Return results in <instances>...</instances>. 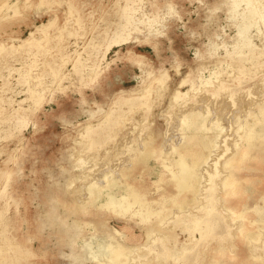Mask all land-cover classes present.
I'll return each instance as SVG.
<instances>
[{
  "label": "rangeland",
  "instance_id": "obj_1",
  "mask_svg": "<svg viewBox=\"0 0 264 264\" xmlns=\"http://www.w3.org/2000/svg\"><path fill=\"white\" fill-rule=\"evenodd\" d=\"M249 1L0 0V264L264 258V147L245 133L264 125V0ZM192 113L212 139L205 187L215 162L221 172L230 159L240 175L238 209L216 199L205 236L204 222L192 234L184 224L210 203L165 180L181 156L193 159L180 149ZM128 167L155 195L147 207L119 180ZM147 212L158 222L149 238ZM115 239L129 251L121 259Z\"/></svg>",
  "mask_w": 264,
  "mask_h": 264
},
{
  "label": "bare ground",
  "instance_id": "obj_2",
  "mask_svg": "<svg viewBox=\"0 0 264 264\" xmlns=\"http://www.w3.org/2000/svg\"><path fill=\"white\" fill-rule=\"evenodd\" d=\"M250 3L254 4V0H250ZM259 9H257L255 7V11H258ZM246 59L245 57H240L239 60H244ZM248 59V58H247ZM246 61L244 60V63ZM246 67V63L243 65L242 68L239 69V71H245ZM224 69H222L223 71ZM228 74V72H227ZM229 75L223 77V79H228ZM213 77L211 76V74L209 75L208 78H203L202 79V83L203 85L208 86L210 83L212 82ZM222 85V84H219ZM196 113H192L189 115V119L190 121H186L185 123L187 124L184 128H183V135H184V142L186 143V146H183L181 149V151L187 153L186 155L189 157H193V159L191 161L187 160V158L185 156H181L179 158V160L177 161V170L176 171H172V177H168L165 180L167 181L166 183L169 185L170 187V191H183L185 193H187L188 195H190L191 199H190V203L191 204H196L199 202V200H201L202 204L210 203L207 204L206 206H202L201 208H205V214H198L195 210L193 211V214L188 220H190L187 224H184V228L188 229L190 231V234H192L196 227L201 226L202 222L205 223L204 227L202 228V230L200 229V236H205L208 233L211 232V230L213 229L214 224L211 222V220L209 219H205L208 218L207 216L209 215V213L211 212L212 209H214L215 204H216V199H223L227 204L232 205V208L238 209L239 207V201H237V195L235 194V191L233 190V186L235 185L236 181L235 179L239 178L240 175L239 170L237 169V167L234 164H230V159L225 161V167L223 168V171L218 172L217 170V165L215 162L213 165L215 167L213 175L210 174V183L205 187V185L203 184V173H202V164L207 162L208 160V155H206V149L209 148V146L212 144V139L208 136V132L205 128H203V126H205V120H201L199 119V121L197 122H193L191 120V117H196ZM201 129L203 131H201ZM218 129V128H216ZM252 126H246L245 127V133L248 134V138L251 137V139H253V145L252 148L254 149H258V148H262L264 147V138L263 139H259L261 138V136H264V125H261L260 127L256 126L257 132H252L251 131ZM219 130V129H218ZM227 137L225 138L224 141H226ZM147 142V143H146ZM145 145H144V151H148V149H150V147L152 146V139L149 138V140H146ZM188 146V147H187ZM182 154V153H181ZM147 154L141 153V155L139 156H144L147 157ZM244 162V160L242 161V163ZM208 163V162H207ZM126 171H123L121 174V177L119 180L121 181H125L127 183V185L129 186L132 194H133V200L135 202L140 203L142 206H148V200L149 198H153L155 197V195L153 196H149L147 195V191L140 193L139 189H138V185H137V179L131 177V176H127V172L132 170V168L128 167L125 168ZM224 172H228L227 174H223ZM248 176L251 174L250 172L247 173ZM222 175L223 178H221L220 182H216V179ZM213 179H215V183L213 182ZM162 182V181H161ZM220 185V187H219ZM204 187V188H203ZM151 187L147 186L146 189H150ZM201 192V194H205V192H208L207 194H205L204 197H199L197 194ZM218 193V194H217ZM262 199L264 200V193L261 196ZM113 201H115V198L112 199ZM120 202V201H119ZM123 204H120V206L122 207ZM186 218V217H185ZM246 218L245 216L241 217L240 219L235 218L236 221H243V219ZM145 221V224L143 226V231H145L146 234V238H149L152 235V232H155L157 230L158 227V222H153L150 219L149 213L147 212L145 214V216L142 218ZM187 220V219H185ZM182 222V220H181ZM170 223V222H169ZM243 227V226H242ZM249 228H251V226H247ZM199 229V227L197 228ZM228 230L231 231V229L228 227ZM168 233H164V235H168L174 232L173 229H168L167 230ZM116 233V232H115ZM118 234V233H116ZM261 234V232H259V235ZM236 236V234H234ZM171 236L173 237L174 235L171 234ZM237 236H240L238 238H241V236H243V233L240 231L238 233ZM256 237H258V235H256ZM168 238V237H167ZM191 242L193 241V237H191ZM167 240V239H166ZM164 240V244L166 247V252L168 253L170 251V247L168 242ZM114 245L111 247L110 252L111 255L114 258H123L125 256H127L128 254V249L127 246L124 245V243H122L121 241L115 239L114 241ZM255 260V264H264V258L262 257H256L253 258ZM152 260V259H151Z\"/></svg>",
  "mask_w": 264,
  "mask_h": 264
}]
</instances>
